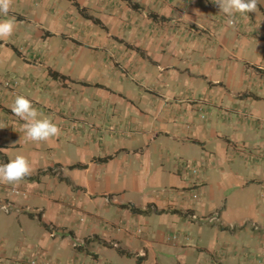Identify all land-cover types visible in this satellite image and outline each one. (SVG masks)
<instances>
[{
  "label": "crops",
  "instance_id": "obj_1",
  "mask_svg": "<svg viewBox=\"0 0 264 264\" xmlns=\"http://www.w3.org/2000/svg\"><path fill=\"white\" fill-rule=\"evenodd\" d=\"M8 16L0 164L32 173L0 183V264H264V0L231 18L214 0H11ZM18 95L60 134L30 140Z\"/></svg>",
  "mask_w": 264,
  "mask_h": 264
},
{
  "label": "clouds",
  "instance_id": "obj_2",
  "mask_svg": "<svg viewBox=\"0 0 264 264\" xmlns=\"http://www.w3.org/2000/svg\"><path fill=\"white\" fill-rule=\"evenodd\" d=\"M220 12L229 18L236 13L247 14L255 12L258 0H214ZM11 0H0V39L10 37L15 30V18H9ZM231 23V19L229 20ZM11 111L25 121L23 127L25 135L32 141H47L51 137L58 136L61 129L52 120L38 118L37 109L33 101L24 95H18ZM32 173V165L23 155L10 159L9 162L0 164V183L16 184Z\"/></svg>",
  "mask_w": 264,
  "mask_h": 264
},
{
  "label": "built area",
  "instance_id": "obj_3",
  "mask_svg": "<svg viewBox=\"0 0 264 264\" xmlns=\"http://www.w3.org/2000/svg\"><path fill=\"white\" fill-rule=\"evenodd\" d=\"M231 23L229 22V24L230 25H234V21H233V18L231 19ZM190 171L192 172V174L193 175H199V169H198V167L197 166H192L191 168H190ZM198 196L197 195H195L194 196V198H197ZM51 233V236H54L55 234H54V232L52 231V232H50ZM146 256V254H142V256L141 257H145ZM28 263L29 264H51L50 262H47V261H45V260H41V259H37V258H31L29 261H28ZM99 264H109V263H104V262H101V263H99Z\"/></svg>",
  "mask_w": 264,
  "mask_h": 264
},
{
  "label": "trees",
  "instance_id": "obj_4",
  "mask_svg": "<svg viewBox=\"0 0 264 264\" xmlns=\"http://www.w3.org/2000/svg\"><path fill=\"white\" fill-rule=\"evenodd\" d=\"M74 168H79L80 166H73ZM132 209V211L134 212V213H139V214H146L147 213V211L146 210H140V209H135V208H131Z\"/></svg>",
  "mask_w": 264,
  "mask_h": 264
},
{
  "label": "rangeland",
  "instance_id": "obj_5",
  "mask_svg": "<svg viewBox=\"0 0 264 264\" xmlns=\"http://www.w3.org/2000/svg\"><path fill=\"white\" fill-rule=\"evenodd\" d=\"M5 210H6V212H9L10 211V209L8 207H6ZM99 263H101V262L100 261L99 262H94V263L92 262L90 264H99ZM104 263H106V262H104Z\"/></svg>",
  "mask_w": 264,
  "mask_h": 264
}]
</instances>
